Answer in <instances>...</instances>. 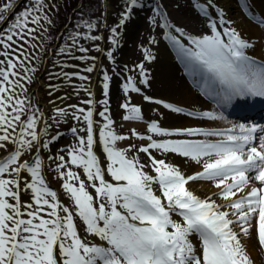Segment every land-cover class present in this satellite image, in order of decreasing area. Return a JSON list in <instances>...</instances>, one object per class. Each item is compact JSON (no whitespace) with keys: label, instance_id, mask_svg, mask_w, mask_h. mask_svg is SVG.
Returning a JSON list of instances; mask_svg holds the SVG:
<instances>
[{"label":"snow or ice","instance_id":"snow-or-ice-1","mask_svg":"<svg viewBox=\"0 0 264 264\" xmlns=\"http://www.w3.org/2000/svg\"><path fill=\"white\" fill-rule=\"evenodd\" d=\"M240 5L261 27L260 36L238 27L219 0H193L204 29L198 34L171 23L159 3L152 8L148 19L163 21L185 71L200 77L198 87L215 106L199 110L144 94V101L171 113L206 118L164 126V112L152 109L159 118H148L127 95L123 119L144 122L147 131L120 133L110 110L113 74L90 50L106 54L115 70L122 29L143 0H123L111 26L101 24L106 11L97 17L81 10L49 76L57 80L47 85L51 115L29 87L37 79V33L54 26L56 14L49 13L58 6L0 3V264H256L248 242L264 253V51L256 54L257 47L264 50V15L252 11L250 0ZM141 47L144 59L133 65L138 76L121 85L125 93H143L138 84L151 87L145 61L155 56ZM76 51L86 67L64 71ZM93 71L102 73L100 99L91 87ZM65 85L71 92L62 91ZM73 96L80 103H69ZM217 121L227 127L212 126ZM66 133L72 140L55 148ZM129 136L148 142L120 147ZM176 157L199 169L186 172ZM49 170L66 201L51 186ZM201 179L217 190L201 195L189 186Z\"/></svg>","mask_w":264,"mask_h":264},{"label":"rangeland","instance_id":"rangeland-1","mask_svg":"<svg viewBox=\"0 0 264 264\" xmlns=\"http://www.w3.org/2000/svg\"><path fill=\"white\" fill-rule=\"evenodd\" d=\"M78 1L79 0H44L45 4H49V5L56 4L58 6L56 8H53L52 12L49 13L50 15L55 13L57 19H56L54 26L49 31L45 32L43 29H41V31L37 33V36H39V39L36 40L37 47L32 51L33 56L37 55V53L40 54L39 62H38V68H37L36 72H38L41 65H43L42 64L43 60L45 59V56L49 52L50 46L55 42L57 34L59 33V30H61L62 26L68 21L69 16H70V12L73 9V7H75V5L77 4ZM166 1L168 2L167 7H168V11H169V16L172 18V20L176 24V26L185 28L188 32L193 33V34H198L200 31L204 30L202 28L201 16L194 9L193 4H192L193 2H191L190 0H166ZM2 2H3V0H0V3H2ZM34 2H35V0H34ZM122 3H123V0H110L111 8L109 11V13H110L109 14V23H108L109 26H111L112 24H114L117 21L118 13L121 11L120 6L122 5ZM84 4H85V7L83 10L85 11V15H87V13L89 11L94 13L97 17H99L101 14H103V11L105 8L104 7V0H99L98 3L96 2V0H92V7L90 9L87 8V0L84 1ZM81 10L78 11L77 14H75L74 19H73V23L69 27L66 35L62 38L61 44L64 43L68 34L70 32H72L73 26L78 21V17L80 16ZM149 11H150L149 15L146 16V22H143L142 26H140L138 28V31H137L136 36H135L134 41H133V45L130 48V51L128 52V54H126V57L128 58L126 60V61H128L127 62V69L131 70V71L126 70V74H125L126 77L128 75L138 76L139 70H138V68H134L133 65H138L139 62L144 59L145 53H144L141 45H144V46L150 48L153 52L152 47H153L154 43L162 38V32H163L162 25L163 24L161 23L160 19L157 17L156 18L157 22L155 25H153L152 22L148 19L149 16L153 15V12H152V10L148 9V12ZM101 24L103 25L102 20H101ZM101 31H102V27L100 28V32ZM108 34L109 33L107 32L105 34V36L107 37ZM48 37H52V38L48 39ZM150 37H155V41L151 42L149 39ZM81 42L83 43V41H81ZM68 43H71V41L68 40ZM98 43H101V46H102V41H99ZM108 44H110V42L106 41L105 47H107ZM90 52H91V55L97 57V63H98L100 52H98L96 49H91ZM120 53H121V46L119 45L118 50L115 51V53H114L116 65L119 64V60H120L119 57L121 55ZM58 54H59V47H58L57 51L55 52L54 57L51 59V62L49 63V68L47 69V74L44 76L43 79H41V80H43V85L41 88V95L43 96V99L46 102L48 101V99H50V97H48V95H47V92L49 91L47 89V85L50 83H52V84L57 83V80H55V79L50 80L49 76L52 75L55 71L53 65L56 64V61L58 59ZM79 55H80L79 51H76L73 54V57L69 60L70 66L65 67L63 70L64 71H74V70L83 71V69L86 67V63L79 61L77 59V57ZM65 58H67V57H65ZM32 63L36 64L37 60H32ZM77 64L81 65L80 69H76L75 67H73L74 65H77ZM104 64H105V67L108 68L112 74H113V72H115V70H113L111 67L112 61L106 58V54H104ZM145 65H146V67L151 69L150 61H145ZM29 66H31V65H29ZM56 67L59 68L60 65H56ZM95 72L96 71H93L90 75L93 76ZM85 75H89V73L85 72ZM76 79H77V82H79V79L78 78H76ZM100 80H102V73L99 74L98 82H97L98 86H97L96 94H97L98 99L101 98L100 83H99ZM85 83L87 84V82H85ZM112 83H113V80L111 81V84ZM150 84H151L150 88H153L154 86L158 85V83H155V85H153L152 83H150ZM35 85H37L36 80H34L31 83L29 90L32 86H35ZM138 86L147 88V86H144V85L138 84ZM62 91L71 92V89L69 88L68 85H65L64 88L62 89ZM135 94L136 93L134 91H132L130 93H125L123 91V89H121V97H120V99H118V104L115 105L116 109L115 108L113 109V112H111V115L117 117L119 120L124 121L123 116H124L125 110L120 105L124 102L127 95H131L132 96V102L141 104L143 106L145 115H148L149 117H154L155 115H154V112L152 111V109H154V108L151 107V108L147 109L144 105L143 98L136 97ZM81 96H85V94L81 93ZM177 99L180 100V102L183 104L193 105L191 100H189L187 98H177ZM110 100H112L111 92H110ZM68 102L69 103H80V100L77 97L73 96ZM100 106H101V108L103 107L102 105H100ZM50 115H51V113H50ZM98 119H101V118L98 116ZM113 119H114V117H113ZM71 123H72V121H68L67 123H62L60 125V128L61 127H69V125ZM118 123H119V121H118ZM116 125L118 126L117 129L120 133H128L130 131V125L129 124H125V123L121 122L120 125L119 124H116ZM71 140H72V137L65 140V142H68V141L70 142ZM65 142H63V143H65ZM147 142H148L147 140L135 139V138L129 136L128 138L121 141L119 143V146L124 147L129 143H134V144L139 145V144L147 143ZM154 154L157 155L158 158L160 157V154L158 152L154 151ZM141 156L143 157L144 154L141 153ZM51 174L53 176L54 181H56V183H58L60 185V180L55 176L54 172L51 171ZM60 192H61L64 200H66L64 193L62 191H60ZM249 242H248V244H249Z\"/></svg>","mask_w":264,"mask_h":264},{"label":"bare ground","instance_id":"bare-ground-1","mask_svg":"<svg viewBox=\"0 0 264 264\" xmlns=\"http://www.w3.org/2000/svg\"><path fill=\"white\" fill-rule=\"evenodd\" d=\"M253 2V10L258 12L260 15H264V3L261 0H251ZM219 3L226 7L229 17L237 22V26L241 29L247 31L250 36H260L262 34V29L257 23H253L245 15L244 10L240 5V0H219ZM135 14L127 22L125 26V32L122 36V41L124 46L121 48L123 56L121 57V62L126 61V53L128 52V42L133 41V34L136 33V27L142 26L144 22V16L146 14V9L137 8L134 10ZM168 16V15H167ZM176 34V33H173ZM168 39L163 37L153 46L155 59L152 61L151 65L153 66V85L158 83V85L153 88H146V94H151L152 96L162 97L166 100H171L174 102H180L177 98H187L191 100L197 106H208L201 96L190 86L183 74L181 69L177 64V52H173L169 45ZM262 50L260 47H257L256 54L259 55ZM113 80L118 81L117 74L113 75ZM95 82V77H92L91 87L92 90H95L97 87ZM118 82L113 87V97L117 98L119 95V87L117 86ZM158 108L160 112L165 113V118L161 120V123L164 126H191L194 124L205 123L206 118H191L183 114L171 113L164 106L159 105L158 103L146 104V108ZM130 124L133 128L144 125L143 122L136 120H131L126 122ZM223 126L220 124V121L215 122L212 126ZM145 126V125H144ZM146 127V126H145ZM121 142V141H120ZM118 142V143H120ZM175 162L181 164L185 168L186 172H191L193 170H198L199 165L192 163L190 166H185V162L180 157L175 158ZM189 186L201 195H206L209 191H216L215 186L208 180H196L189 182ZM249 251L252 254L253 259L256 264L263 262L262 255L258 248L255 245V241L249 242Z\"/></svg>","mask_w":264,"mask_h":264}]
</instances>
